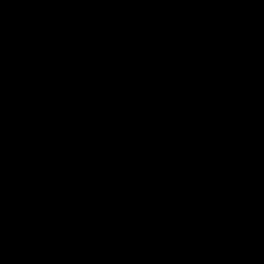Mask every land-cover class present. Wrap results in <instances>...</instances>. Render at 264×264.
Returning <instances> with one entry per match:
<instances>
[{"label": "water", "instance_id": "water-1", "mask_svg": "<svg viewBox=\"0 0 264 264\" xmlns=\"http://www.w3.org/2000/svg\"><path fill=\"white\" fill-rule=\"evenodd\" d=\"M0 264H264V0H0Z\"/></svg>", "mask_w": 264, "mask_h": 264}]
</instances>
